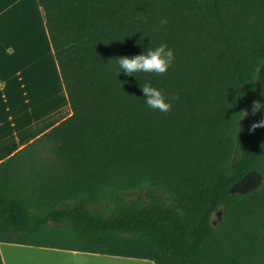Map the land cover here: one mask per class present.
Listing matches in <instances>:
<instances>
[{
    "label": "trees",
    "instance_id": "16d2710c",
    "mask_svg": "<svg viewBox=\"0 0 264 264\" xmlns=\"http://www.w3.org/2000/svg\"><path fill=\"white\" fill-rule=\"evenodd\" d=\"M36 1L70 114L0 161V243L264 264V0ZM161 43L166 74L117 75ZM250 169L263 183L231 192Z\"/></svg>",
    "mask_w": 264,
    "mask_h": 264
},
{
    "label": "crops",
    "instance_id": "0c3cea01",
    "mask_svg": "<svg viewBox=\"0 0 264 264\" xmlns=\"http://www.w3.org/2000/svg\"><path fill=\"white\" fill-rule=\"evenodd\" d=\"M36 64H56L37 1L0 0V161L70 114L69 109L24 138L15 133L16 115L12 105L16 97H24L27 119L34 116L30 98L36 94L32 91L37 80ZM7 133L11 135L10 142ZM4 244L14 243H0L3 264H118L119 258L124 264H153L148 259L25 244L6 245L4 253Z\"/></svg>",
    "mask_w": 264,
    "mask_h": 264
},
{
    "label": "rangeland",
    "instance_id": "374dc122",
    "mask_svg": "<svg viewBox=\"0 0 264 264\" xmlns=\"http://www.w3.org/2000/svg\"><path fill=\"white\" fill-rule=\"evenodd\" d=\"M36 68L37 80L36 84H32V91L33 93L36 91V94L30 98L34 116L31 120L27 119L23 96L19 99L16 97L15 102L12 105V110L14 111V115H16L15 133L19 138H24L43 129L69 110V105L56 64H36ZM7 138V141L10 142V133H7ZM220 218L221 210L219 209L213 214L212 223L216 224ZM6 245L14 244H4V246H2L4 253ZM118 264H124V262L119 258Z\"/></svg>",
    "mask_w": 264,
    "mask_h": 264
},
{
    "label": "clouds",
    "instance_id": "9594fccd",
    "mask_svg": "<svg viewBox=\"0 0 264 264\" xmlns=\"http://www.w3.org/2000/svg\"><path fill=\"white\" fill-rule=\"evenodd\" d=\"M145 22H147L145 20ZM160 24L166 25L167 19L160 20ZM118 72L117 75L123 71L127 75H134L136 73H154L156 75H164L175 61V54L173 49L165 43H161L154 49L149 47L146 52L135 56L118 57ZM135 76V75H134ZM143 96L146 98V105L161 113H169L172 110V101L178 100L179 97L172 95L168 97L165 93L152 85L145 83L142 87ZM264 95V93H262ZM264 110V103L260 100L253 102L251 113L256 114ZM244 116L249 115L247 110H243ZM264 127V119L256 121L251 124L249 132H255L257 128ZM241 131V129H240Z\"/></svg>",
    "mask_w": 264,
    "mask_h": 264
},
{
    "label": "water",
    "instance_id": "95a60500",
    "mask_svg": "<svg viewBox=\"0 0 264 264\" xmlns=\"http://www.w3.org/2000/svg\"><path fill=\"white\" fill-rule=\"evenodd\" d=\"M261 183H263L261 172L256 169H250L241 178L235 181L230 191L239 193L247 192L258 187Z\"/></svg>",
    "mask_w": 264,
    "mask_h": 264
}]
</instances>
